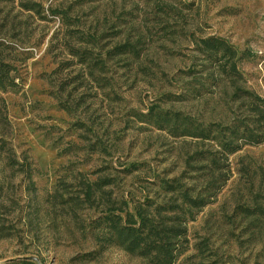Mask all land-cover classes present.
Masks as SVG:
<instances>
[{
  "label": "rangeland",
  "instance_id": "374dc122",
  "mask_svg": "<svg viewBox=\"0 0 264 264\" xmlns=\"http://www.w3.org/2000/svg\"><path fill=\"white\" fill-rule=\"evenodd\" d=\"M208 36L244 53L240 85L264 98V0H0V53L15 81L0 89V264H150L97 243L88 223L103 204L65 199L110 178L105 196L133 211L147 198L167 201L166 181L203 179L191 156L219 147L157 128L149 111L219 125L243 114L230 84L190 92L206 76L197 41ZM228 161L222 189L194 209L176 264H264V217L236 210L252 205L264 177V142Z\"/></svg>",
  "mask_w": 264,
  "mask_h": 264
},
{
  "label": "trees",
  "instance_id": "16d2710c",
  "mask_svg": "<svg viewBox=\"0 0 264 264\" xmlns=\"http://www.w3.org/2000/svg\"><path fill=\"white\" fill-rule=\"evenodd\" d=\"M197 42V48L207 61L201 70L206 76L197 77L198 86H193L190 92L202 96L208 91L209 80L218 87L230 84L233 86V100L240 103V108H244L243 114L234 116L231 122L224 125L203 122L182 110L156 107L151 108L149 114L159 129L219 147L215 151L198 150L191 156L192 161L204 163L199 167L191 166L204 173L203 179L197 177L198 180L191 185H185L177 179L166 181L164 189L169 195L167 201L158 203L147 198L144 202L135 203L133 211L129 209L128 201L117 202L111 194L105 196L104 187L112 183L110 178L88 180L82 186V195L65 199L78 206L88 204L89 208L96 209L103 204V208L98 209L99 214L88 223L97 243L103 247L117 245L129 253L147 258L150 264H176L179 256L187 249V223L194 220V209L211 203V198L222 189L227 178H223L224 182L219 184L217 181L222 178L226 165H229L230 155L245 145L264 142V98L240 85L245 81L239 67L244 53L219 36L200 37ZM115 51L125 53L127 44H120ZM11 71V64L0 53V89L15 85ZM259 169L264 172L263 166H259ZM263 179H260L256 188L250 190L252 205L239 203L236 206V210L250 221L264 217ZM63 189L68 192L67 186ZM98 197L106 200L98 204ZM7 229L0 219V237H6ZM21 263L34 264L31 260H23Z\"/></svg>",
  "mask_w": 264,
  "mask_h": 264
},
{
  "label": "water",
  "instance_id": "95a60500",
  "mask_svg": "<svg viewBox=\"0 0 264 264\" xmlns=\"http://www.w3.org/2000/svg\"><path fill=\"white\" fill-rule=\"evenodd\" d=\"M32 259H34V260H38L37 257H35V256H33Z\"/></svg>",
  "mask_w": 264,
  "mask_h": 264
}]
</instances>
